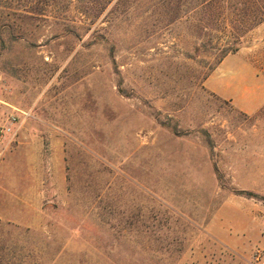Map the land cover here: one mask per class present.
I'll return each instance as SVG.
<instances>
[{
    "label": "rangeland",
    "instance_id": "374dc122",
    "mask_svg": "<svg viewBox=\"0 0 264 264\" xmlns=\"http://www.w3.org/2000/svg\"><path fill=\"white\" fill-rule=\"evenodd\" d=\"M242 1L0 0V264L264 263V102L208 85Z\"/></svg>",
    "mask_w": 264,
    "mask_h": 264
},
{
    "label": "crops",
    "instance_id": "0c3cea01",
    "mask_svg": "<svg viewBox=\"0 0 264 264\" xmlns=\"http://www.w3.org/2000/svg\"><path fill=\"white\" fill-rule=\"evenodd\" d=\"M264 28V21L260 24H258L253 30L256 32L257 30H261ZM245 51L243 49H238L234 53L227 54L221 61L217 68L226 62L231 63H238L236 66V69L234 71L237 72L239 75H237L236 79H234L233 82H237L241 84L238 87L233 86V82L230 80H225V83L223 86L219 89L217 86H214L212 84H208L210 89L216 92L218 95L226 98H231L232 102L240 107L242 110H245L247 112H253L259 108V106L264 102V90H260L259 88H256L253 84L257 81V77L253 69L251 68V62L249 60H245L242 57V54ZM236 57V58H235ZM233 58V59H231ZM250 66V68H248ZM218 72V71H216ZM235 73V72H234ZM215 74V73H214ZM213 76V75H212ZM211 79V77H210ZM208 79V83L210 81ZM247 83H250L249 86ZM241 87V88H240ZM238 90V91H237ZM263 97V98H262ZM239 98V99H237ZM262 98V99H261ZM261 99V100H260ZM242 228H245L244 225L241 226ZM220 240L222 241H232L230 237L224 238L221 237ZM256 242L260 243L264 247V239H258ZM264 264V263H263Z\"/></svg>",
    "mask_w": 264,
    "mask_h": 264
},
{
    "label": "trees",
    "instance_id": "16d2710c",
    "mask_svg": "<svg viewBox=\"0 0 264 264\" xmlns=\"http://www.w3.org/2000/svg\"><path fill=\"white\" fill-rule=\"evenodd\" d=\"M196 4L193 9H199L206 14L208 18L216 16L215 10L211 7L212 0H195ZM240 4L243 5L238 17L230 22V31L228 39L218 47V59L221 61L227 54L234 53L238 50V42L240 39L258 24L264 21V0H244ZM210 25L202 26V29H209Z\"/></svg>",
    "mask_w": 264,
    "mask_h": 264
},
{
    "label": "built area",
    "instance_id": "2783aa9c",
    "mask_svg": "<svg viewBox=\"0 0 264 264\" xmlns=\"http://www.w3.org/2000/svg\"><path fill=\"white\" fill-rule=\"evenodd\" d=\"M2 132H3V128L0 125V136H1Z\"/></svg>",
    "mask_w": 264,
    "mask_h": 264
}]
</instances>
